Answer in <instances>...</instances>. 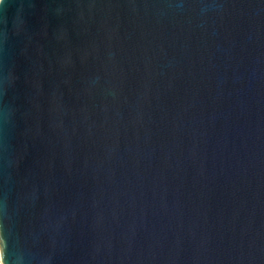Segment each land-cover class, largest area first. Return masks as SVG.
<instances>
[{
	"label": "water",
	"instance_id": "obj_1",
	"mask_svg": "<svg viewBox=\"0 0 264 264\" xmlns=\"http://www.w3.org/2000/svg\"><path fill=\"white\" fill-rule=\"evenodd\" d=\"M2 264H264V0H0Z\"/></svg>",
	"mask_w": 264,
	"mask_h": 264
},
{
	"label": "built area",
	"instance_id": "obj_2",
	"mask_svg": "<svg viewBox=\"0 0 264 264\" xmlns=\"http://www.w3.org/2000/svg\"><path fill=\"white\" fill-rule=\"evenodd\" d=\"M0 264H2V261H1V256H0Z\"/></svg>",
	"mask_w": 264,
	"mask_h": 264
}]
</instances>
